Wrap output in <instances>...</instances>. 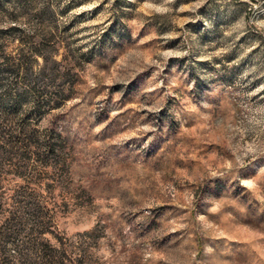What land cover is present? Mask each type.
<instances>
[{
    "label": "rangeland",
    "instance_id": "374dc122",
    "mask_svg": "<svg viewBox=\"0 0 264 264\" xmlns=\"http://www.w3.org/2000/svg\"><path fill=\"white\" fill-rule=\"evenodd\" d=\"M9 118L6 206L90 264H264V0H0Z\"/></svg>",
    "mask_w": 264,
    "mask_h": 264
},
{
    "label": "trees",
    "instance_id": "16d2710c",
    "mask_svg": "<svg viewBox=\"0 0 264 264\" xmlns=\"http://www.w3.org/2000/svg\"><path fill=\"white\" fill-rule=\"evenodd\" d=\"M34 52L44 60L40 71L47 72L51 79L57 78V66L60 62L52 57L53 51L34 49ZM12 123L10 118L7 123L0 122V145H21L24 148L31 146L26 125H21L15 132ZM2 171L0 161V176ZM21 188H25V185L19 189L24 191L15 190L18 198L13 197L14 205L9 208L3 199L0 185V264H90L91 258L83 250L81 242L60 237L43 220H37L28 226L21 213L24 203L20 198L21 192L26 194L27 190ZM31 209L38 217H42L40 207L31 204ZM45 234H49L51 238Z\"/></svg>",
    "mask_w": 264,
    "mask_h": 264
}]
</instances>
